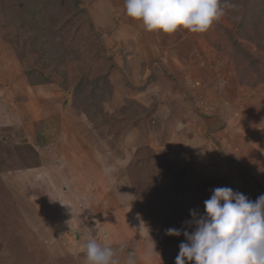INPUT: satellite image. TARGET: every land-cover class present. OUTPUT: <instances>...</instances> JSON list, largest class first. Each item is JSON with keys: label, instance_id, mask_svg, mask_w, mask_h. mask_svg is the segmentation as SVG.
Returning a JSON list of instances; mask_svg holds the SVG:
<instances>
[{"label": "rangeland", "instance_id": "rangeland-1", "mask_svg": "<svg viewBox=\"0 0 264 264\" xmlns=\"http://www.w3.org/2000/svg\"><path fill=\"white\" fill-rule=\"evenodd\" d=\"M107 1L0 0V264H87L91 237L117 264H175L166 230L191 232L213 189L264 194V0H221L212 86L173 94Z\"/></svg>", "mask_w": 264, "mask_h": 264}, {"label": "clouds", "instance_id": "clouds-1", "mask_svg": "<svg viewBox=\"0 0 264 264\" xmlns=\"http://www.w3.org/2000/svg\"><path fill=\"white\" fill-rule=\"evenodd\" d=\"M124 14L146 32H206L224 15L221 0H124ZM192 228H169L179 245L175 264H264V194L255 201L230 187H217L204 201V212L190 210ZM87 264H117L115 252L91 237L82 245ZM128 264H133L129 259Z\"/></svg>", "mask_w": 264, "mask_h": 264}, {"label": "crops", "instance_id": "crops-1", "mask_svg": "<svg viewBox=\"0 0 264 264\" xmlns=\"http://www.w3.org/2000/svg\"><path fill=\"white\" fill-rule=\"evenodd\" d=\"M114 1L115 10L107 1V11L112 14V24L120 22L116 37L128 45L131 44L128 39H132L133 44L130 47L133 53L139 52L134 56L132 53L133 57L130 56L129 61L132 65H138L140 61L139 65L145 66L142 70H146L148 77L150 73H154L152 79H155L159 85L161 83V87L164 88V83L168 85L166 88L168 89L166 92H170L168 94L175 93L174 90L178 87L176 83H183L187 87L189 84L197 90L205 87V91L208 92L212 86L214 57L211 46L204 36L202 38L201 33L193 34L187 30H179L173 34L146 32L141 22L124 14V0ZM118 13V18L114 20L113 17ZM159 85L156 89L164 94V90L159 88Z\"/></svg>", "mask_w": 264, "mask_h": 264}, {"label": "trees", "instance_id": "trees-1", "mask_svg": "<svg viewBox=\"0 0 264 264\" xmlns=\"http://www.w3.org/2000/svg\"><path fill=\"white\" fill-rule=\"evenodd\" d=\"M249 9H250V10H248L249 15H251V14H254L255 16L257 15V22L254 25L257 26L259 23H262V22L264 24V3H261L260 5L250 4ZM260 10H262V11L260 12ZM247 23H246V25H247ZM240 24H241V27H243V26L245 27L243 20L240 21ZM256 32L260 35H264V29L260 30V29L256 28ZM247 40H249V39H247Z\"/></svg>", "mask_w": 264, "mask_h": 264}]
</instances>
